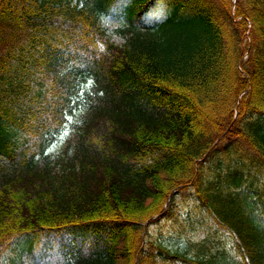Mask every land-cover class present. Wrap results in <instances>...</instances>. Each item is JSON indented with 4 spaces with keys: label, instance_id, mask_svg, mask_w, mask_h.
<instances>
[{
    "label": "trees",
    "instance_id": "16d2710c",
    "mask_svg": "<svg viewBox=\"0 0 264 264\" xmlns=\"http://www.w3.org/2000/svg\"><path fill=\"white\" fill-rule=\"evenodd\" d=\"M111 11L121 45L100 24ZM231 122L227 161L214 149L197 169ZM183 183L227 232L190 231L186 211L142 246ZM65 230V252L36 250ZM138 251L135 264H264V0H0V264Z\"/></svg>",
    "mask_w": 264,
    "mask_h": 264
},
{
    "label": "rangeland",
    "instance_id": "374dc122",
    "mask_svg": "<svg viewBox=\"0 0 264 264\" xmlns=\"http://www.w3.org/2000/svg\"><path fill=\"white\" fill-rule=\"evenodd\" d=\"M118 20L119 19L114 14H111V15H108V16L103 18L102 24L106 28V33H107V35L110 36V39L113 40L117 44H121L124 41L123 38L121 36L115 34L112 31V29L117 26V24L119 22ZM186 201L191 202L186 197H179L178 203H177V208L174 211L173 216L170 218L162 219L160 222L153 224L151 226V229H150L151 235L157 236V235H159V233L162 235H167L170 230L174 229L175 225L177 224L176 218L182 219L183 215H181V213L184 214V212H186V210L190 209L193 206V204H196L195 202L192 201V203L190 205L186 206ZM198 212H199L198 209L193 208V210H192L193 214L198 213ZM196 218H198V217H196ZM197 225H198V223L195 224V226H197ZM56 235L59 239V242H61V243L65 242L66 238L71 237V234L69 232H66V231H62L60 233H57ZM251 241L253 242V240H251ZM39 243H41V240H39Z\"/></svg>",
    "mask_w": 264,
    "mask_h": 264
}]
</instances>
